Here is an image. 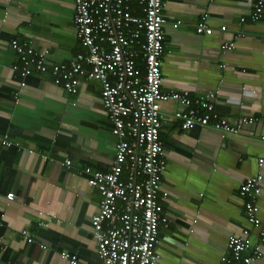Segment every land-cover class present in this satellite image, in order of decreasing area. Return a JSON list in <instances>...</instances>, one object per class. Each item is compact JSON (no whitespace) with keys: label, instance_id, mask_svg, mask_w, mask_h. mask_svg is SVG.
<instances>
[{"label":"crops","instance_id":"obj_1","mask_svg":"<svg viewBox=\"0 0 264 264\" xmlns=\"http://www.w3.org/2000/svg\"><path fill=\"white\" fill-rule=\"evenodd\" d=\"M254 1L162 0L161 90L205 99L229 124L259 122L236 134L198 124L182 130L174 118L179 103L161 104V186L168 194L156 244L161 264H217L229 256V237L254 232L242 202L258 208L264 231V8L252 22ZM202 17L213 35L196 33ZM73 21V0H0V137L16 144L0 145V264H69L62 252L99 264L91 218L101 196L85 169L109 172L119 139L89 67L75 94L54 84L51 65L83 51ZM12 41L48 51L47 71L31 67L21 77ZM223 42L231 50H221ZM258 173L260 194L241 198L240 186ZM252 264H264V255Z\"/></svg>","mask_w":264,"mask_h":264},{"label":"built area","instance_id":"obj_2","mask_svg":"<svg viewBox=\"0 0 264 264\" xmlns=\"http://www.w3.org/2000/svg\"><path fill=\"white\" fill-rule=\"evenodd\" d=\"M73 4L75 35L87 50L68 63L51 65L54 84L75 94L80 78L88 72V79L100 83L101 103L111 121V133L119 139L109 172L85 169L89 176L87 183L101 196L98 212L91 218L97 259L99 264H161L156 244L159 225H166L161 216V201L168 197L161 186L166 168L159 137L161 104L179 103L181 109L174 118L181 122L182 130L198 124L211 126L223 134H236L244 126L258 123L259 118L242 117L229 124L205 99L193 100L187 93L161 90L166 23L162 0H73ZM263 8L264 0L254 1L252 22L261 19ZM244 21L240 19L241 23ZM225 30V26L220 27L221 32ZM195 31L206 36L214 33L204 17L196 23ZM103 43L109 46L107 52L100 46ZM11 44L19 57V65L14 69L21 77L29 76L31 67L47 71L48 51L37 54L25 44L17 41ZM231 48L232 43L220 44L221 50ZM85 66L89 67L87 72ZM0 145L16 144L4 135L0 137ZM261 183L260 173L246 179L240 186V197L259 195ZM6 199L12 201L14 194H7ZM242 205L254 232L244 229L241 235L229 237L226 244L229 256L221 255L217 264H252L264 255V231L258 208L251 201ZM60 257L69 264H86L66 252Z\"/></svg>","mask_w":264,"mask_h":264},{"label":"trees","instance_id":"obj_3","mask_svg":"<svg viewBox=\"0 0 264 264\" xmlns=\"http://www.w3.org/2000/svg\"><path fill=\"white\" fill-rule=\"evenodd\" d=\"M100 46H101V48H102V50H103L104 52H107L108 49H109V46H108L107 44H105V43L100 44ZM106 46H108V48H107ZM81 48L83 49V51L80 52V53H81V54H85L87 49L84 48V47H82V46H81ZM78 54H79V53H78ZM137 62H138V64H139V66H142L141 59H138ZM45 72H46V71H45ZM41 73H44V72H41Z\"/></svg>","mask_w":264,"mask_h":264}]
</instances>
